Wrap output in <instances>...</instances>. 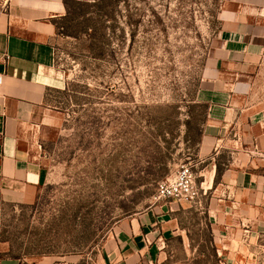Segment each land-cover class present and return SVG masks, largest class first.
<instances>
[{"label":"rangeland","instance_id":"374dc122","mask_svg":"<svg viewBox=\"0 0 264 264\" xmlns=\"http://www.w3.org/2000/svg\"><path fill=\"white\" fill-rule=\"evenodd\" d=\"M223 3L64 0L54 41L63 84L48 91L46 116L23 120L17 137L48 182L29 204L0 192L4 264H104L126 224L151 212L161 241L149 264H264V235L245 253L221 251L210 195L199 191L206 105L196 92L221 39ZM183 165L197 194L158 199L157 185Z\"/></svg>","mask_w":264,"mask_h":264},{"label":"crops","instance_id":"0c3cea01","mask_svg":"<svg viewBox=\"0 0 264 264\" xmlns=\"http://www.w3.org/2000/svg\"><path fill=\"white\" fill-rule=\"evenodd\" d=\"M64 14V0H7L0 11V192L21 204L48 182L17 137L23 120L46 116L48 91L63 84L54 41ZM219 19L221 39L196 92L206 105L199 191L210 195L206 208L224 240L221 251L236 245L245 253L264 235V0H224ZM221 152L229 156L220 164ZM155 214L130 220L104 264H149L160 250Z\"/></svg>","mask_w":264,"mask_h":264},{"label":"built area","instance_id":"2783aa9c","mask_svg":"<svg viewBox=\"0 0 264 264\" xmlns=\"http://www.w3.org/2000/svg\"><path fill=\"white\" fill-rule=\"evenodd\" d=\"M6 2L7 0H0L2 8H4ZM195 185V173L191 166L183 165L175 174L157 185L156 196L162 200L187 201L197 194Z\"/></svg>","mask_w":264,"mask_h":264},{"label":"trees","instance_id":"16d2710c","mask_svg":"<svg viewBox=\"0 0 264 264\" xmlns=\"http://www.w3.org/2000/svg\"><path fill=\"white\" fill-rule=\"evenodd\" d=\"M220 175V167L217 165V170H216V177Z\"/></svg>","mask_w":264,"mask_h":264}]
</instances>
